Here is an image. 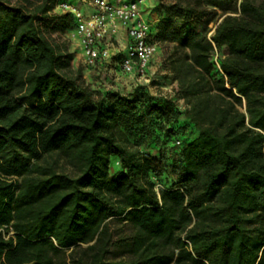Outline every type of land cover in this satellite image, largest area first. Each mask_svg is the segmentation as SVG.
<instances>
[{
    "label": "trees",
    "instance_id": "trees-1",
    "mask_svg": "<svg viewBox=\"0 0 264 264\" xmlns=\"http://www.w3.org/2000/svg\"><path fill=\"white\" fill-rule=\"evenodd\" d=\"M23 1L0 0V264H264V0H157L174 98L91 90L42 33L72 17Z\"/></svg>",
    "mask_w": 264,
    "mask_h": 264
},
{
    "label": "built area",
    "instance_id": "built-area-1",
    "mask_svg": "<svg viewBox=\"0 0 264 264\" xmlns=\"http://www.w3.org/2000/svg\"><path fill=\"white\" fill-rule=\"evenodd\" d=\"M90 5L93 11L88 14L61 0L53 9L56 15L72 17L74 27L66 32L67 39L83 55L86 68L102 69L112 59L111 65L116 62L123 76L147 84L158 47L151 42L150 25L144 18L145 0H91ZM121 27L127 46L125 55L117 58L112 46Z\"/></svg>",
    "mask_w": 264,
    "mask_h": 264
},
{
    "label": "rangeland",
    "instance_id": "rangeland-1",
    "mask_svg": "<svg viewBox=\"0 0 264 264\" xmlns=\"http://www.w3.org/2000/svg\"><path fill=\"white\" fill-rule=\"evenodd\" d=\"M9 1L11 4H24L23 0H5ZM30 2H34L35 0H29ZM165 4H171L174 2V0H163L162 1ZM145 12H144V18L151 27H155L158 23V15H157V0H145ZM54 14V13H52ZM53 25L44 27V24L41 25L42 33L60 50L67 49L70 50L72 48V44L68 41V39L65 37V35L58 34L56 31H53L52 28ZM212 34V32L210 33ZM209 34V35H210ZM158 51L155 56V60L152 63L151 66V75L148 78V83H137L136 85H143L148 88V91L152 95H160L167 98H174V87L175 83L172 79V76L169 73L166 59L167 57L172 53L173 46L172 44L167 43H160L157 45ZM111 72L109 73L108 70L104 72H100L99 76H96L95 74L98 73L97 69L94 70H88L86 67H80L79 65L77 67H74L73 70H81L83 80L85 84L93 91L98 93H104V92H119L121 94H127L130 92L135 84H131L128 82L129 79L123 76V74L120 72V70L111 65ZM134 80V79H130ZM126 84V85H125ZM129 86L130 88L127 90L125 86ZM150 89V90H149ZM176 105L181 111H184V104L181 100H177L175 98ZM182 121V120H181ZM184 126L186 127V130L184 131V134L186 135L187 139H193L195 137V132L192 130V128L187 124L184 123ZM188 135V136H187ZM148 151V150H147ZM152 154H155L154 151H151ZM166 156H168L169 152L164 153ZM52 160H56L58 162L57 166L59 170H64L69 172L68 168L63 165L62 161L58 160L56 157H53ZM116 170V166L111 167V173H113ZM174 177H170L166 180V184L170 183V181ZM157 183V182H156ZM158 186H161V183L158 182Z\"/></svg>",
    "mask_w": 264,
    "mask_h": 264
},
{
    "label": "crops",
    "instance_id": "crops-1",
    "mask_svg": "<svg viewBox=\"0 0 264 264\" xmlns=\"http://www.w3.org/2000/svg\"><path fill=\"white\" fill-rule=\"evenodd\" d=\"M61 1H65V2H68L70 4H73V5L77 6L85 14H88V13L93 11V9H92V7L90 5L91 0H61ZM145 8H146V6L143 7L144 12H145ZM65 37L67 38L66 34H65ZM72 45H73L72 48L70 50H68L74 56L73 61H72V68L74 69V67H77L78 65H79V68L80 67H86L85 64H84L83 55L80 53V51L77 50V48H76V46L74 44H72ZM126 46H127L126 32H125V29L123 27H121L119 32H118V34H117V36H116L114 44L112 46V53L113 54L114 53L117 54V56H118L117 58H120V57L125 55ZM154 60H155V58H154ZM111 61H112V59L109 60L108 62L104 63L105 66L102 69L99 68V67L87 68V69L88 70L97 69L98 73L95 74L96 76H99L100 72H104L106 70H108V72L110 73L111 72V68H110ZM114 65H116V62L113 63V66ZM124 77L129 79L128 82L131 83V84H135L136 85L137 83H139V80H137L134 77H129V76H124ZM130 79H134V80H130ZM125 87L128 90L130 88V85L129 86L127 85Z\"/></svg>",
    "mask_w": 264,
    "mask_h": 264
}]
</instances>
